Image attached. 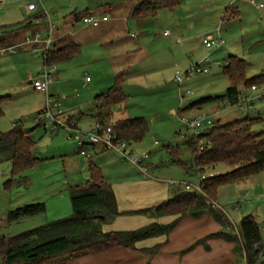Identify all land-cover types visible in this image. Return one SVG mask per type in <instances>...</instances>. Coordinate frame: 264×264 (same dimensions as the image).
Wrapping results in <instances>:
<instances>
[{"label":"rangeland","instance_id":"rangeland-1","mask_svg":"<svg viewBox=\"0 0 264 264\" xmlns=\"http://www.w3.org/2000/svg\"><path fill=\"white\" fill-rule=\"evenodd\" d=\"M141 1L46 0L50 18L47 16L42 24L26 27H23L24 22L15 41L0 45V49L17 46L15 51L0 53V131H9L14 122L21 124L33 135L34 153L40 158L20 173H13L10 160L0 162V236H13L71 215L69 187L85 184L89 178L90 159L101 165L108 181L114 179L125 183L134 177L133 174L137 175L139 167L129 159H123L117 148L100 151V144L86 143L83 154L75 137L89 133L97 124L92 114L95 96L109 91L119 71L129 69L123 83L126 98L114 117H146L149 130L145 137L129 143L128 148L138 156L148 152L149 157L144 162L148 167L147 176L169 186L170 190L174 188L171 181L199 184L201 173L209 175L230 170L229 166L219 163L215 168L208 166L199 172L192 165L195 153L187 142L189 130L183 117L194 118L208 113L223 123L248 114L260 115L261 120L253 128L264 130V95L259 96L264 94V85H258V90L253 91L241 82V96L249 94L251 98L243 97L240 104L213 99L196 107L190 106L202 97L226 93L231 80L224 67L230 55L247 61V78L264 73V6L257 5H264V0H255L256 4L252 0H203V5H191V10L189 6L178 4L174 8L160 7L155 13L142 17L131 16L130 10ZM76 9L94 12L100 19L106 14L108 21L102 19L97 26L87 25L82 17L75 23L80 52L50 65L56 74L50 87L53 93L50 102L47 94L36 91L29 81L31 75L41 71L45 61L42 51L33 50V44L26 41L38 30L46 36L49 27H44L51 22L61 27L64 19ZM26 17L24 0H0V28L6 23L23 22ZM219 25L225 43L222 47L208 48L203 38L210 33L217 35ZM179 36L185 41L175 43V46L171 41ZM137 44L142 45L147 54L135 50ZM175 56H178V62L174 61ZM206 56L210 58L206 63L209 71L185 75L180 84L175 78L177 71L186 74L191 65ZM50 105L56 115L61 112L68 117L76 116L78 125H38L37 114ZM71 120L74 119L71 117ZM111 120L113 118L107 121V126L113 124ZM248 190L249 194L246 193ZM38 201L46 204L45 211L19 220L8 219L11 210ZM215 204L221 206L218 208L223 209L226 219L222 220L221 228L214 222L212 227L208 225L205 229H211V233L225 232L212 236L233 240L231 247H220V264H247L240 224L244 215L253 214L264 237V172L221 185Z\"/></svg>","mask_w":264,"mask_h":264},{"label":"trees","instance_id":"trees-1","mask_svg":"<svg viewBox=\"0 0 264 264\" xmlns=\"http://www.w3.org/2000/svg\"><path fill=\"white\" fill-rule=\"evenodd\" d=\"M181 1L142 0L130 10V15L142 17L148 13H155L160 7L174 8ZM87 14L88 11L74 12L73 17L75 20H80ZM24 22L26 25L23 27L33 25L25 20L1 26L0 45L15 41ZM79 52V43L61 37L56 40L46 61L56 63L69 59ZM227 62L224 72L230 78L231 84L226 93L202 97L193 101L190 106L224 98L234 105L241 99L239 88L241 82L249 87L264 85V73L247 78L245 59L230 55ZM127 74V70L118 72L109 91L97 96L95 116L104 126H107V121L111 118L113 107L125 101L123 83ZM259 120H261L260 116L251 115L223 123L216 120L205 132L189 136L187 142L195 153L192 165L199 172L204 171L208 166L215 167L219 163L231 169L206 176L201 181L202 192L182 190L157 205L134 211L152 216L181 214L169 224L155 222L134 230L105 231L103 225L111 222L121 211L111 182L106 180L102 168L90 159L88 181L83 185L69 187L73 213L13 236H0L2 264H67V260L71 257L100 254L116 246L135 249L136 243L140 240L171 232L178 225L181 217L187 213L199 218L210 211L218 221L222 222L226 219V214L215 204L219 187L264 172V130L257 131L253 128ZM112 129L118 139L132 143L145 137L149 123L145 116H122L113 122ZM34 147L35 141L30 131H26L19 123L9 131H0V162L10 160L13 173L25 171L39 161L40 158L34 153ZM179 161L186 167L184 161L181 159ZM45 210L44 202L28 203L11 210L8 219L19 220ZM240 238L247 264H264V237L253 214L243 216ZM159 249L160 245H156L142 250L154 254L159 252Z\"/></svg>","mask_w":264,"mask_h":264},{"label":"crops","instance_id":"crops-1","mask_svg":"<svg viewBox=\"0 0 264 264\" xmlns=\"http://www.w3.org/2000/svg\"><path fill=\"white\" fill-rule=\"evenodd\" d=\"M234 1L236 2L237 0ZM202 2L203 0H182L179 5L182 7L189 6L191 10L192 8L191 5L197 6L198 4H200L201 6L203 5ZM193 10L195 11L196 7L193 8ZM74 12H80V11L77 9L74 10L70 16L64 19L61 27L55 26L54 34L57 39L62 37L78 43L77 36L79 35V32L77 31V27L75 23L79 20L74 19L73 17ZM87 15L96 16L94 12H89V11ZM102 16H107V15L102 14ZM105 21H108V19H105ZM9 24H11V22L6 23L5 25H9ZM86 24L90 25L89 23ZM47 27L48 24H46L44 29H47ZM73 29H75L74 32H72ZM210 34L215 35L214 33H210ZM184 41L185 39L179 36L178 39L175 38L171 42L175 46H177L175 43L180 42L179 44H181ZM114 42L116 41H112L111 43ZM203 43H204V38H203ZM134 49L138 51L142 50L141 52H143L144 55L147 54V52L142 48V45L137 44ZM174 61L176 62L179 61L178 56H175ZM127 72H129V69L127 70ZM34 76L36 75L30 76L29 78L30 83H32L31 78ZM55 77L56 74L54 72V80L52 83H54ZM106 92L107 91H102L101 93H97V95L95 96V106L92 108V114L94 119L96 118L95 113L97 111L96 110L97 96L99 94H105ZM49 93L51 96L53 95L50 88H49ZM222 100H227V99L224 98ZM119 105H116L112 109L111 118H113V120L111 121L113 122L118 118V117L115 118L114 114L116 110H120L121 106ZM173 111L175 112V110ZM179 113L180 112H178V115H180ZM256 116H260V115H256ZM71 117L74 119L77 126L78 125L77 117L76 116L75 117L71 116ZM128 117H132V116H128ZM218 119H221V117ZM155 143L158 144V141H156ZM99 150L104 151L106 149L100 145ZM99 166L101 167V165ZM102 172L106 178L107 176L105 175L103 169ZM147 175H148L147 172H143V170L138 168L137 175L133 174L134 177L129 178L128 181L125 183H119L117 181H114V179H113L114 182L109 181L113 186L118 201V207L121 213L117 215L111 222L105 223L103 225L105 231L134 230L144 226L151 225L152 223L155 222L160 224H169L173 222L176 218L181 216V214L152 216L151 214L148 213L134 212L135 210L157 205L165 200H168L169 198H172L175 194H177V192L185 190L184 187L180 186L179 184H172L173 185L172 187L174 188L170 190L169 186H166L161 182H159V180L151 178ZM214 222L216 226H218L217 228L222 227L221 221H218L212 213H209L207 215L205 213L199 218L192 216L190 213H187L181 217L178 225L171 232L140 240L136 243L135 249L127 248L123 246H116L100 254H84L81 256L71 257L67 260V264H220V260H221L220 247L223 246L226 248L228 245L231 247L233 240H228L220 236H212V234L217 232L211 233L210 232L211 229H205V228L208 225H211L212 227ZM218 232H222V231H218ZM209 235H211V237L206 238ZM211 241H214V243L211 244L212 243ZM156 245H160L159 252L157 253L152 254L142 250L143 248L153 247Z\"/></svg>","mask_w":264,"mask_h":264},{"label":"built area","instance_id":"built-area-1","mask_svg":"<svg viewBox=\"0 0 264 264\" xmlns=\"http://www.w3.org/2000/svg\"><path fill=\"white\" fill-rule=\"evenodd\" d=\"M24 1H25V8L27 11L26 21L32 24H42L44 19L47 16H49V11L45 4L46 0H24ZM252 3L256 4V1L252 0ZM257 5L259 7L264 6L263 4H257ZM102 19L103 20L107 19V16H104L101 19L98 16H94V15H87L83 17V21L85 23H89V24L93 23L94 25L99 24L100 20ZM48 27L49 29H48V33H46V36L43 35L41 30H38L34 35L28 37L26 42L33 44L32 47L33 50L42 51V55L45 61L44 66L36 76L31 78V80L35 89L38 91L45 92L47 94L48 100L50 101L52 97L50 96L49 88L54 80V70L50 68V65L54 63H48L46 59L48 53L53 49V46L57 38L54 36V31H55L54 23L51 22L48 25ZM221 30L222 28L219 25L216 28L217 35L210 34L204 38V43L208 48H211L213 45H215L217 48L225 43L224 39L221 37ZM165 34H169V32L167 31L165 32ZM35 44L37 45L40 44V46H36ZM16 48H17L16 45H9L1 48L0 53H4L7 51H15ZM208 62H210V58L209 56H206L196 64L191 65L190 69L186 72V74H182L181 72L177 71L175 78L178 80L180 84H182L185 75L194 74L195 72H208L209 67L206 65V63ZM87 79L89 80V77ZM250 89L256 91L258 90V85H252ZM183 94L184 93L182 92V95ZM263 95L264 94H259V96H263ZM245 96L248 98L249 94H246ZM245 96L244 95L241 96V99ZM250 98L251 97H249L248 99ZM241 99L237 104L241 103ZM250 106L252 105H249V107ZM241 107L242 109L246 110L244 106ZM61 114L62 113L60 112L58 115H56L53 111L52 106L50 105L37 114V121L40 124H43L45 127H47L50 123L64 127H71V125L75 126V121L71 120V117ZM182 121L185 123L187 129L189 130V136H193V135H199L200 133H203L207 129L211 128L216 120L213 118L212 115L208 113H203L195 116L194 118L183 117ZM15 125H17L16 122H14V126ZM203 128L205 129L202 131ZM75 137L77 141L81 144V152L83 154L86 152L84 150V145L86 143L100 144L102 147L106 149L117 148L119 154L122 156L123 159H129L144 172H147L148 170V167L144 165V162L149 157V153L146 152L139 156L136 155L132 150L128 148L129 147L128 141L117 138L116 134L113 133L112 125L104 126L97 121V124L92 128V130L89 133H83V135L77 134ZM200 142L203 143V141ZM209 175H214V174L211 173ZM206 176H208V174L201 173L199 184L191 183L185 180L181 182L172 181V183L182 185L186 191L199 193L203 191L201 181ZM247 194H249V191H247ZM216 206L219 205L216 204Z\"/></svg>","mask_w":264,"mask_h":264}]
</instances>
